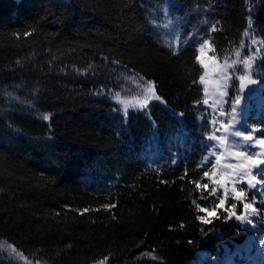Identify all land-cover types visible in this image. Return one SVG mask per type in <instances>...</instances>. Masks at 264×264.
Listing matches in <instances>:
<instances>
[{"label":"trees","instance_id":"16d2710c","mask_svg":"<svg viewBox=\"0 0 264 264\" xmlns=\"http://www.w3.org/2000/svg\"><path fill=\"white\" fill-rule=\"evenodd\" d=\"M205 41L237 102L253 53L264 72V0H0V245L26 264H225L244 202L264 206L220 205L204 175ZM132 79L154 85L144 107L123 105Z\"/></svg>","mask_w":264,"mask_h":264},{"label":"rangeland","instance_id":"374dc122","mask_svg":"<svg viewBox=\"0 0 264 264\" xmlns=\"http://www.w3.org/2000/svg\"><path fill=\"white\" fill-rule=\"evenodd\" d=\"M256 59L257 55L253 53L246 60L247 63H244L245 72L242 75L244 79L241 81L239 78V102H232L227 99L230 80L228 65L224 61L217 62L210 58L208 48L200 46L199 61L204 70L200 85L203 91V105L209 118V133L206 137L207 150L201 163L209 173L208 180L212 188H216L215 195H219L220 199L225 197V186L227 187V196L232 197H234L232 191L234 187L237 190L249 189L248 191L252 192L264 206V183L254 181L253 186L249 187L250 175H244V173H258L264 169V165L254 167L246 158L235 155L236 147H239L240 150H246L247 153L260 154L256 156L257 160L264 157V147L256 143L257 140L264 139V131L258 127L250 126L246 122V118L250 115V119L254 122L262 124V127L264 125V83L256 79V76L259 79L261 76L264 77V72L261 71V76H259L258 71L254 70ZM131 82L133 86L130 92L133 94L129 98L130 102H124L123 105L125 107L146 106L153 97L145 92L148 84L141 83L137 79H132ZM234 108L236 109L235 114ZM230 121L235 125V129L241 132L240 136L231 135L229 131H226L225 126ZM246 134H251L253 140L245 141L243 136ZM213 136H226L228 142L222 144L219 139H210ZM257 179L259 180L260 177ZM246 211L241 222L250 234L243 244L235 247L231 253L225 256V264H264V221L259 220L258 213L253 211V208L250 207ZM209 212L213 213V211ZM206 214L208 217L213 216L208 215V212ZM0 256L12 260L15 264H26L24 259L14 253L9 246L0 245ZM204 256L205 254L202 255V258Z\"/></svg>","mask_w":264,"mask_h":264},{"label":"snow or ice","instance_id":"6c2138e0","mask_svg":"<svg viewBox=\"0 0 264 264\" xmlns=\"http://www.w3.org/2000/svg\"><path fill=\"white\" fill-rule=\"evenodd\" d=\"M213 30H215V29L213 28ZM204 46H207V41H205ZM237 55H239V53H237ZM197 59H199V57H197ZM245 63H247V61H245ZM240 79H241V81H243L244 77L241 76ZM252 82L255 83V81H252ZM242 87H243V85H242ZM145 92L151 94L152 96L155 95L154 85L151 82L148 83V85H147V87L145 89ZM238 102L239 101H237V103ZM233 112L235 114V112H236V109L235 108L233 109ZM43 119L44 120H48L49 119V116L48 115H44L43 116ZM225 127H226V131H229V133L231 135H235V136H240L241 135V132L239 130L235 129V125L231 121L228 122V125H226ZM243 138H244L245 141H251V140H253V136L251 134H246V135L243 136ZM210 139H219V141L222 144H226L228 142L226 136H221V137H215V136H213V137H210ZM256 143H258L262 147H264V139L257 140ZM235 155L246 158L254 167H259L260 165H264V157L260 158L259 160L256 159V156L257 155H260L258 153L257 154L247 153L246 150H240L239 147H236ZM217 158L219 159V157H217ZM229 166H232V165H229ZM204 175L205 176H209V173L208 172H205ZM244 175H250V178L248 180L249 187H252L253 186V182L254 181L257 182V183H264V169H261L260 172L255 173V174L244 173ZM257 177H260V179L258 180ZM209 178L211 179V177H209ZM213 182L215 183L216 181H213ZM196 186L198 188L203 187L205 189L208 187L207 184H203L202 185L200 183H197ZM232 191L234 193V198L235 199H238V200L241 199L242 197H244L246 195V192H245L244 189L237 190L234 187L232 189ZM212 192L215 193L216 192V188H213L212 189ZM225 198H227V187L226 186H225ZM254 200H255V197H253V201ZM223 204H224V199H221L220 200V205H223ZM220 205H217V207H219ZM243 206H244L245 209H248L250 207V204L247 203V202H244V205ZM232 207L235 208L236 205L233 204ZM199 210L201 212H208L207 209L202 208V207L199 208ZM253 211H256V209L253 208ZM213 214L214 213H212V212H208V215H213ZM198 218L201 219V221L203 223H208L209 222L207 219H205L203 217H198ZM243 218H244L243 216H236V219H238V220L243 219ZM249 222H251V221H249Z\"/></svg>","mask_w":264,"mask_h":264}]
</instances>
